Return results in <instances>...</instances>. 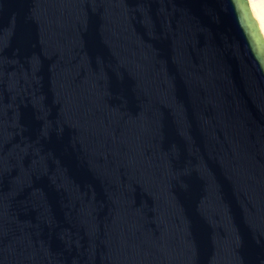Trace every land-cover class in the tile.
I'll list each match as a JSON object with an SVG mask.
<instances>
[{
  "label": "water",
  "instance_id": "95a60500",
  "mask_svg": "<svg viewBox=\"0 0 264 264\" xmlns=\"http://www.w3.org/2000/svg\"><path fill=\"white\" fill-rule=\"evenodd\" d=\"M0 264H264L248 0H0Z\"/></svg>",
  "mask_w": 264,
  "mask_h": 264
},
{
  "label": "bare ground",
  "instance_id": "6f19581e",
  "mask_svg": "<svg viewBox=\"0 0 264 264\" xmlns=\"http://www.w3.org/2000/svg\"><path fill=\"white\" fill-rule=\"evenodd\" d=\"M248 3L264 37V0H248Z\"/></svg>",
  "mask_w": 264,
  "mask_h": 264
}]
</instances>
